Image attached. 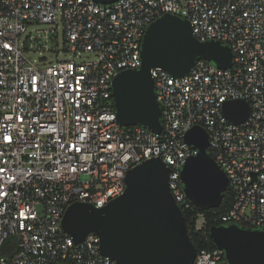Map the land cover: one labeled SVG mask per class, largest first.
<instances>
[{
    "label": "built area",
    "instance_id": "1",
    "mask_svg": "<svg viewBox=\"0 0 264 264\" xmlns=\"http://www.w3.org/2000/svg\"><path fill=\"white\" fill-rule=\"evenodd\" d=\"M167 12L189 20L198 39L229 46L233 63L200 59L183 77L152 68L157 133L120 123L113 79L142 65L146 30ZM38 23L62 24L76 57L96 56L52 63L27 56L41 48ZM235 99L250 104L241 123L224 113ZM196 125L207 130L208 152L234 196L215 219L264 230V0H0V264H119L102 253L96 233L76 242L63 229L68 206H105L125 192L132 167L160 157L171 168L173 197L190 209L181 170L199 152L186 140ZM206 222L198 213L195 228ZM11 237L17 250L7 256ZM193 264H227L225 251L197 250Z\"/></svg>",
    "mask_w": 264,
    "mask_h": 264
},
{
    "label": "water",
    "instance_id": "2",
    "mask_svg": "<svg viewBox=\"0 0 264 264\" xmlns=\"http://www.w3.org/2000/svg\"><path fill=\"white\" fill-rule=\"evenodd\" d=\"M94 1L109 4L117 0ZM200 59L227 68L233 63V52L219 40L198 39L187 19L168 12L158 17L146 30L142 65L125 69L113 79L120 123L143 125L160 133L162 110L152 68L162 67L175 77H183ZM250 110L244 99L224 104V113L234 123L243 122ZM186 140L199 152L183 164L185 193L199 208H217L229 188V177L208 152L205 128L192 127ZM170 173L171 168L160 157L146 159L128 171L125 192L105 206L85 202L69 205L61 221L63 229L76 242L96 233L102 253L119 264H193L197 248L184 212L170 191ZM209 235L216 247L225 251L227 264H264V230L221 224L212 225Z\"/></svg>",
    "mask_w": 264,
    "mask_h": 264
},
{
    "label": "trees",
    "instance_id": "3",
    "mask_svg": "<svg viewBox=\"0 0 264 264\" xmlns=\"http://www.w3.org/2000/svg\"><path fill=\"white\" fill-rule=\"evenodd\" d=\"M234 196L231 190H227L224 194V199L222 204L217 208H199L193 203H191V208L188 210H184V215L187 220L189 234L191 241L197 248V250L201 249H212L215 248L216 245L213 239L209 235V229L212 225H221L222 222L215 219V216L218 213L226 212L233 204ZM198 213H203L206 217V228L203 230H197L195 228V219ZM16 238L11 237L8 239L4 246L3 254L7 256L13 255L16 252Z\"/></svg>",
    "mask_w": 264,
    "mask_h": 264
},
{
    "label": "rangeland",
    "instance_id": "4",
    "mask_svg": "<svg viewBox=\"0 0 264 264\" xmlns=\"http://www.w3.org/2000/svg\"><path fill=\"white\" fill-rule=\"evenodd\" d=\"M37 28V35L41 36L40 49L32 52H28L27 56L31 58H38L41 61V57H47V59L52 63L59 59L61 60H74L76 58L77 62L93 59L96 55L91 52L83 51L76 54L70 51L66 46L65 36L62 24L58 27L56 25L47 23H38L35 25ZM48 28H56L57 31L53 34H48ZM38 40L35 41L37 43ZM42 53H40V51ZM214 63V62H213ZM215 64V63H214Z\"/></svg>",
    "mask_w": 264,
    "mask_h": 264
}]
</instances>
